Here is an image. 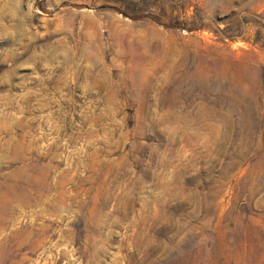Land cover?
I'll return each mask as SVG.
<instances>
[{
    "label": "rangeland",
    "instance_id": "obj_1",
    "mask_svg": "<svg viewBox=\"0 0 264 264\" xmlns=\"http://www.w3.org/2000/svg\"><path fill=\"white\" fill-rule=\"evenodd\" d=\"M0 264H264V0H0Z\"/></svg>",
    "mask_w": 264,
    "mask_h": 264
},
{
    "label": "trees",
    "instance_id": "obj_2",
    "mask_svg": "<svg viewBox=\"0 0 264 264\" xmlns=\"http://www.w3.org/2000/svg\"><path fill=\"white\" fill-rule=\"evenodd\" d=\"M132 18H137V17H132ZM154 20L156 22H159L158 19H156V18ZM171 27L182 28V26L178 22L172 24Z\"/></svg>",
    "mask_w": 264,
    "mask_h": 264
}]
</instances>
